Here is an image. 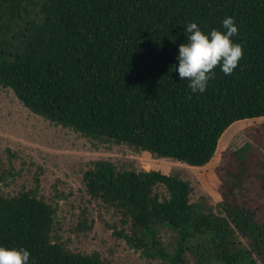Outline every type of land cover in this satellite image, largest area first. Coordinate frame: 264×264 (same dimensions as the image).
<instances>
[{
	"label": "trees",
	"instance_id": "16d2710c",
	"mask_svg": "<svg viewBox=\"0 0 264 264\" xmlns=\"http://www.w3.org/2000/svg\"><path fill=\"white\" fill-rule=\"evenodd\" d=\"M226 16L243 56L231 75L217 65L206 91L194 93L174 70L183 27L220 29ZM0 85L58 125L204 166L235 122L264 116V0H0ZM84 181L131 223L130 243L148 256H165L164 227L178 236L172 264L186 263L188 251L202 264H252L231 223L264 243V211L237 199L223 201L228 218L208 211L191 201L189 181L163 169L118 171L99 160ZM56 215L35 191L0 195V245L29 250V264H113L54 240Z\"/></svg>",
	"mask_w": 264,
	"mask_h": 264
},
{
	"label": "rangeland",
	"instance_id": "374dc122",
	"mask_svg": "<svg viewBox=\"0 0 264 264\" xmlns=\"http://www.w3.org/2000/svg\"><path fill=\"white\" fill-rule=\"evenodd\" d=\"M99 160L112 162L118 171L159 168L178 175L191 183L192 202H203L208 211L227 218L225 199L264 211V116L235 122L222 136L214 158L204 166H192L58 125L32 112L12 89L0 85V195L35 191L55 206L54 240L73 251H99L113 264H172L175 231L161 229L165 256H148L130 243L132 226L123 221V214L90 195L84 174ZM235 176L241 184L231 188ZM158 191L165 193L163 187ZM230 229L238 248L249 250L252 264H264V243L259 239L256 246L251 232L246 235L233 223ZM185 255L184 264H202L196 252Z\"/></svg>",
	"mask_w": 264,
	"mask_h": 264
},
{
	"label": "clouds",
	"instance_id": "9594fccd",
	"mask_svg": "<svg viewBox=\"0 0 264 264\" xmlns=\"http://www.w3.org/2000/svg\"><path fill=\"white\" fill-rule=\"evenodd\" d=\"M186 41L179 45L178 71L187 80L192 92L204 93L219 65L225 75H231L243 56V46L232 38L237 35L235 19L226 16L220 29L204 31L196 22L183 27ZM30 252L25 248L0 245V264H29Z\"/></svg>",
	"mask_w": 264,
	"mask_h": 264
},
{
	"label": "water",
	"instance_id": "95a60500",
	"mask_svg": "<svg viewBox=\"0 0 264 264\" xmlns=\"http://www.w3.org/2000/svg\"><path fill=\"white\" fill-rule=\"evenodd\" d=\"M132 246H134L135 249H136L137 251H140V250H141V249H140L139 247H137L134 243H132Z\"/></svg>",
	"mask_w": 264,
	"mask_h": 264
}]
</instances>
